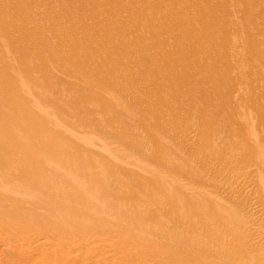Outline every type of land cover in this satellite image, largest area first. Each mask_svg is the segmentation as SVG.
<instances>
[{"label": "rangeland", "instance_id": "rangeland-1", "mask_svg": "<svg viewBox=\"0 0 264 264\" xmlns=\"http://www.w3.org/2000/svg\"><path fill=\"white\" fill-rule=\"evenodd\" d=\"M0 209V264H264V0H0Z\"/></svg>", "mask_w": 264, "mask_h": 264}, {"label": "bare ground", "instance_id": "bare-ground-1", "mask_svg": "<svg viewBox=\"0 0 264 264\" xmlns=\"http://www.w3.org/2000/svg\"><path fill=\"white\" fill-rule=\"evenodd\" d=\"M6 103V102H5ZM4 104V103H3ZM47 201V200H46ZM45 201V202H46ZM44 202V201H43ZM46 203H49L48 201L46 202ZM61 203V202H60ZM118 203V202H117ZM52 204V203H51ZM51 204L50 205H48L49 207H51ZM59 204V203H58ZM63 205V208H62V205ZM61 204H59V205H61V207L59 208V210H57L58 212L57 213H64V209H65V207H66V205L64 206V204L63 203H61ZM115 204V203H114ZM112 205V204H111ZM45 206H47V205H45ZM115 206L116 205H114V208H115ZM19 207V206H18ZM23 207V206H22ZM43 207V206H42ZM45 208H47V207H45ZM91 207H88V208H85V211H86V209H88L89 211L92 209H90ZM111 208V207H110ZM117 208H119V206L117 207ZM15 210H17L16 208H14ZM13 209V210H14ZM25 209H27V208H25ZM49 209V208H48ZM109 209V208H108ZM93 210H95V209H93ZM93 210H91V211H93ZM114 211H116L115 209H113ZM118 210V209H117ZM0 211H1V209H0ZM24 211H28V210H24ZM89 211H87L86 213H88L87 214V216L89 215ZM90 211V212H91ZM100 211V210H99ZM110 211H112V210H110L109 209V212ZM21 212V211H20ZM96 212V211H95ZM95 212H93V214H94V218H96V219H98L100 222L98 223L97 222V220H96V222L98 223V225L99 224H102L101 223V219L103 218H105L106 216L105 215H108V213H106L105 215H104V217H101V216H98V217H96L95 216ZM9 213H11V212H9ZM24 213V212H23ZM39 213V212H38ZM69 212H66V214H68ZM92 213V212H91ZM97 213H99V212H96V214ZM103 213V211L102 212H100L98 215H100V214H102ZM8 214V213H7ZM104 214V213H103ZM103 214H102V216H103ZM12 215V214H11ZM64 215H65V213H64ZM69 215V214H68ZM70 215H72V214H70ZM74 215V214H73ZM110 215V214H109ZM8 216H10V215H8ZM93 216V215H92ZM99 217H101V219L99 218ZM114 217V216H113ZM49 218V217H48ZM88 218L90 219V217L88 216ZM109 219L111 218V216H109L108 217ZM108 218H105L106 220H108ZM93 218L91 217V219L90 220H92ZM113 219V218H112ZM44 220H45V218H44ZM94 220V219H93ZM93 220H92V222H93ZM105 221V220H104ZM19 222V221H18ZM46 222V221H45ZM63 222H65L66 223V232H64V234L63 235H60L59 237H58V235L57 234H55V233H52L51 235H50V239H44V238H42V237H39V235L38 234H36V235H34L33 237H31L30 235L28 236V238L29 237H31L32 238V240L31 241H27L28 243L26 244L25 242H23V243H21L22 245H20V246H14V248H13V252H19V254L20 255H22L23 257H24V261H25V263H29V264H40L41 262L40 261H42V260H40L41 258H44L43 257V251H42V253H40V251H39V253H40V255H39V253H38V250L39 249H41V250H43V249H45V248H47V247H50V244H49V240H51V244L52 245H54V243L52 242V240H58V241H60V256H58L57 257V255H58V253H59V250H58V253L56 254V252L54 251L56 248H53V251L55 252V258L57 259V258H61V259H64V256L67 254V256H66V258L65 259H67V258H69V260L71 259L70 258V255L72 254L71 252H74V256L76 255L75 253H77L78 254V252H77V250H80V249H83V250H85V252H84V254H86L87 256H85V260H88L87 261V263H89V264H103V261L105 260V258H101L100 256V253H99V251H98V249L96 250L95 248H97V247H95L94 245L96 244V243H106V241L107 240H109V238H104V237H92V240L90 241V240H88V239H85L84 238V236L85 235H87V232L86 231H88V230H93L94 228H96V227H94V226H91L90 228L91 229H89V228H87L86 227V229H85V232H84V234L83 235H81V236H79L80 238H75V237H72V235H74L75 236V233L76 232H79V231H76V228H75V222L76 221H74L72 218H68V217H65V219H64V221ZM91 222V221H90ZM91 222V223H92ZM96 222H94V223H96ZM11 223V227L12 226H14V227H16L17 228V226H19V224H16V222H10ZM44 223V222H43ZM107 223V222H106ZM45 224V223H44ZM92 225H94V224H92ZM97 225V224H96ZM103 225V224H102ZM105 226H106V224H105ZM13 227V229H16V228H14ZM103 228V227H102ZM108 227H106V229H107ZM105 229V228H104ZM17 230V229H16ZM97 230H101V226L100 227H98L97 228ZM32 231V230H31ZM31 231H29L28 233H30ZM83 232V231H82ZM104 232H106V231H104ZM88 233H89V231H88ZM109 233V232H108ZM33 234V233H32ZM79 234V233H78ZM81 234V233H80ZM90 234V233H89ZM110 234V233H109ZM109 234H107V235H109ZM113 234V233H112ZM57 235V236H56ZM105 235V234H104ZM111 235V234H110ZM109 235V236H110ZM91 236V235H90ZM109 236H107V237H109ZM112 236V235H111ZM111 236H110V238H111ZM30 238V239H31ZM24 243H25V245H24ZM33 243V244H32ZM32 244V245H31ZM59 248V247H58ZM47 249H49V248H47ZM50 249L52 250V248L50 247ZM49 249V257H51L50 255H52V254H54L53 253V251H51ZM71 251V252H70ZM76 251V252H75ZM44 252H45V250H44ZM51 252H52V254H51ZM66 252V254H64ZM69 253V257H68V253ZM82 252V251H81ZM38 253V254H37ZM46 257L47 258H49L48 256H47V250H46ZM80 255V254H79ZM103 255V254H102ZM45 256V255H44ZM53 256V255H52ZM73 256V255H72ZM71 256V257H72ZM105 256V255H104ZM45 257V259H47ZM79 257V256H78ZM84 257V256H83ZM74 258H77V256H75ZM36 260V261H33V260ZM51 259V258H50ZM56 259H54V261L53 262H49V264H54V262H55V260ZM79 259H80V257H79ZM92 259V261H89V260H91ZM58 260V259H57ZM56 260V261H57ZM60 260V259H59ZM58 260V261H59ZM69 260H66L67 262L69 261ZM8 261V260H7ZM6 261V262H7ZM49 261V260H45V263H47V262ZM58 261H57V264H60L61 262H59L58 263ZM78 260H76V262H77ZM111 261V260H110ZM109 261V262H110ZM5 262V263H6ZM10 262V261H9ZM79 262V261H78ZM84 262V261H83ZM108 262V261H107ZM112 262V261H111ZM110 262V263H111ZM44 263V264H45ZM56 263V262H55ZM71 263H73L72 262V260L70 261V263L69 264H71ZM75 263V262H74ZM11 264H13V263H11ZM62 264V263H61ZM83 264V263H82ZM106 264V263H105ZM109 264V263H108Z\"/></svg>", "mask_w": 264, "mask_h": 264}]
</instances>
